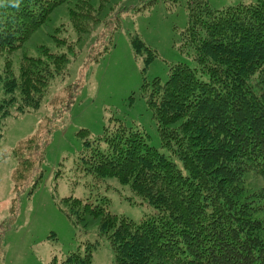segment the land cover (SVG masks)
Returning <instances> with one entry per match:
<instances>
[{
	"label": "trees",
	"instance_id": "1",
	"mask_svg": "<svg viewBox=\"0 0 264 264\" xmlns=\"http://www.w3.org/2000/svg\"><path fill=\"white\" fill-rule=\"evenodd\" d=\"M70 1L0 0V53L20 49L55 8ZM81 1L77 8L85 11ZM87 7L82 19L95 14ZM186 8L180 48L194 65L178 62L166 82L157 77L143 85L168 153L120 119L98 138L87 129L78 133L85 139L79 168L95 179L116 177L156 213L136 222L110 212L106 201L93 204L73 195L59 207L86 229L96 222L94 231L112 248L114 264H264V0L222 8L188 0ZM82 19L73 16L77 32L99 22ZM131 42L147 64L155 59L138 34H131ZM45 54L50 65L25 57L17 79L0 88V103L9 111L38 109L51 80L65 72V53ZM35 138L13 150L16 185L35 167L28 157L40 151ZM96 247L89 242L50 264H94Z\"/></svg>",
	"mask_w": 264,
	"mask_h": 264
},
{
	"label": "rangeland",
	"instance_id": "2",
	"mask_svg": "<svg viewBox=\"0 0 264 264\" xmlns=\"http://www.w3.org/2000/svg\"><path fill=\"white\" fill-rule=\"evenodd\" d=\"M77 1L55 8L20 49L0 53L2 89L6 80L17 79L25 57H40L49 65V51L67 57L65 72L51 80L38 109L19 114L0 103V264H50L54 256L65 258L89 242L97 243L94 264H114L112 248L94 231L96 222L86 229L60 209L59 201L66 196L93 204L106 201L110 212L136 222L156 213L148 200L116 177L95 179L79 168L85 139L78 133L87 129L90 138H98L114 118L120 119L140 128L151 145L168 153L143 85L157 77L166 82L170 66L178 62L194 65L180 48L189 21L188 0H82L85 11L77 8ZM208 1L222 8L253 0ZM87 6L95 14L82 19ZM73 16L90 25L99 22L90 31L77 32ZM134 33L156 53L149 64L145 55L135 52ZM110 44V50L100 54ZM32 137L41 145L40 151L28 153L35 167L16 185L13 150Z\"/></svg>",
	"mask_w": 264,
	"mask_h": 264
}]
</instances>
